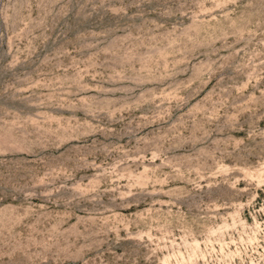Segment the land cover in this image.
Masks as SVG:
<instances>
[{
  "label": "rangeland",
  "instance_id": "obj_1",
  "mask_svg": "<svg viewBox=\"0 0 264 264\" xmlns=\"http://www.w3.org/2000/svg\"><path fill=\"white\" fill-rule=\"evenodd\" d=\"M0 264H264V0H0Z\"/></svg>",
  "mask_w": 264,
  "mask_h": 264
}]
</instances>
